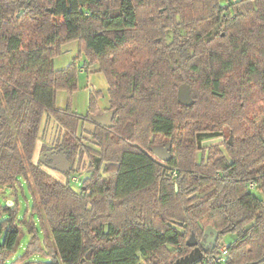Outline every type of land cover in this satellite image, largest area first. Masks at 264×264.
Masks as SVG:
<instances>
[{
	"label": "trees",
	"instance_id": "obj_1",
	"mask_svg": "<svg viewBox=\"0 0 264 264\" xmlns=\"http://www.w3.org/2000/svg\"><path fill=\"white\" fill-rule=\"evenodd\" d=\"M73 41L108 81L111 127L91 120L100 91L86 114L57 106L58 91L78 89V62L53 64ZM183 83L191 105L178 101ZM46 115L63 128L53 148L72 165L89 157L80 190L34 161ZM87 120L95 147L80 135ZM167 143L162 160L152 148ZM23 182L29 250L41 232L51 258L7 259L21 234L14 203L0 264H84L89 251L92 264H173L208 228L218 240L192 264H264V0H0V186ZM229 234L225 261H207Z\"/></svg>",
	"mask_w": 264,
	"mask_h": 264
},
{
	"label": "rangeland",
	"instance_id": "obj_2",
	"mask_svg": "<svg viewBox=\"0 0 264 264\" xmlns=\"http://www.w3.org/2000/svg\"><path fill=\"white\" fill-rule=\"evenodd\" d=\"M168 39L169 41L172 39L171 32L168 34ZM74 60H76L79 65L78 89L73 93H69L66 90L58 91L56 99L57 106L64 108L67 104V101L70 100L71 106L74 111L80 114H86L88 111L91 93L100 91L101 94L98 96L97 99L99 107V111L97 113L99 114L110 111L108 102V81L102 72L97 71L96 65L89 64L86 59L85 52L79 49L78 42L73 41L63 45V52L54 58V68H64ZM60 129L62 131H60ZM94 130L95 125L91 120L81 121L79 131L82 139L84 140V145L88 144L91 147H95V142L94 140H92L93 138L91 135V132H93ZM61 135L63 136L62 126L53 116L46 115L43 119V123L41 126L40 138L36 144H39L40 148L36 149L34 161H39V159L44 153L43 149L47 148L49 150L55 147L60 142L59 140H62L60 138ZM223 139V137H215L212 139L204 140L202 142V146L206 147L215 145L223 142ZM86 165L87 162H85V166ZM43 168L61 180L62 173L60 171L54 170L46 164L43 166ZM8 200L17 203L16 215L15 219H13V223L18 224L21 229V234L19 236V240L15 249L12 251V253L8 256L7 259L9 261L19 257H27V259L29 260L50 259V254L46 249L48 243L44 239L43 234L41 232L38 233L41 250H29V245L32 241L33 235L29 232L28 228L21 223V220H23L25 216H31L32 210L33 196L27 183L23 182L22 185L12 188H9L7 186H0V223H2L4 220L10 219L9 212L8 210H6V206H10L7 203ZM33 220L40 230V224L37 215H33ZM234 237L235 235L229 234L224 237V240L228 242L233 240Z\"/></svg>",
	"mask_w": 264,
	"mask_h": 264
},
{
	"label": "water",
	"instance_id": "obj_3",
	"mask_svg": "<svg viewBox=\"0 0 264 264\" xmlns=\"http://www.w3.org/2000/svg\"><path fill=\"white\" fill-rule=\"evenodd\" d=\"M178 101L185 105H191L195 102L191 94L190 85L188 83H183L180 85L178 89ZM114 113H115L114 110H110L105 113L95 114L91 116V120L95 123H99L101 125L111 127L113 125L112 120L114 117ZM152 151L162 160H169L172 157L170 153V143H167L165 145L155 146L152 148ZM50 159H52V163L48 165L50 168H53L54 170L60 171L62 173H66L71 170V162L67 158L64 151L52 154L50 156ZM41 160L44 164H46L45 162L46 160L44 159V154L42 155ZM254 195H256L259 199H262V195L258 191H255ZM7 203L8 205L11 206L13 205L14 202L8 200ZM210 234H213L215 238L219 236V232L214 228H208L206 230V235H210ZM187 244L189 246H193L194 249L190 253L178 258L173 264H192L195 261H197L199 258H201L203 252L207 250V246L200 247L198 245V240L194 234H192L190 238L187 240ZM214 246H215V242H213L212 248ZM90 258H91V251L87 253L86 262L84 264H92Z\"/></svg>",
	"mask_w": 264,
	"mask_h": 264
},
{
	"label": "built area",
	"instance_id": "obj_4",
	"mask_svg": "<svg viewBox=\"0 0 264 264\" xmlns=\"http://www.w3.org/2000/svg\"><path fill=\"white\" fill-rule=\"evenodd\" d=\"M60 131H62L60 129ZM41 133V132H40ZM62 139V135L60 137ZM59 138V139H60ZM61 142V140H59ZM88 155L86 153H83V155L78 152L74 164L72 166V172L67 175L65 173H62L61 180L63 182H69L70 185L75 190H80L83 181L90 175V172L88 170L89 161H88ZM85 162H87V165L85 166ZM87 170V171H86ZM84 173V174H83ZM83 174V175H81ZM250 187L253 188L254 185L250 184ZM228 254V244L225 240L222 241V244L220 245L217 254H210L206 256V260L213 262V263H221L225 261L226 256Z\"/></svg>",
	"mask_w": 264,
	"mask_h": 264
},
{
	"label": "flooded vegetation",
	"instance_id": "obj_5",
	"mask_svg": "<svg viewBox=\"0 0 264 264\" xmlns=\"http://www.w3.org/2000/svg\"><path fill=\"white\" fill-rule=\"evenodd\" d=\"M164 145V144H163ZM58 152H62L56 148H52V149H49V150H46L44 151V159L46 160V164L49 165L52 163V159H50V156L54 153H58ZM70 161V160H69ZM71 162V161H70ZM72 163H71V169H72ZM218 240V237L215 238V236L213 234H210V235H206L205 239L203 241H201L200 243H198V245L200 247H205V246H212L213 245V242H217ZM209 243V244H208Z\"/></svg>",
	"mask_w": 264,
	"mask_h": 264
},
{
	"label": "crops",
	"instance_id": "obj_6",
	"mask_svg": "<svg viewBox=\"0 0 264 264\" xmlns=\"http://www.w3.org/2000/svg\"><path fill=\"white\" fill-rule=\"evenodd\" d=\"M99 114H101V113H99ZM38 148H40V147H39V144L36 145V149H38ZM37 151H38V150H37ZM35 154H36V150H35ZM35 154H34V159H35Z\"/></svg>",
	"mask_w": 264,
	"mask_h": 264
},
{
	"label": "bare ground",
	"instance_id": "obj_7",
	"mask_svg": "<svg viewBox=\"0 0 264 264\" xmlns=\"http://www.w3.org/2000/svg\"><path fill=\"white\" fill-rule=\"evenodd\" d=\"M53 169V168H52Z\"/></svg>",
	"mask_w": 264,
	"mask_h": 264
}]
</instances>
